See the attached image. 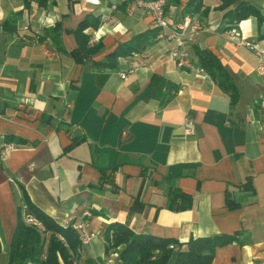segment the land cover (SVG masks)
<instances>
[{
  "label": "crops",
  "instance_id": "obj_1",
  "mask_svg": "<svg viewBox=\"0 0 264 264\" xmlns=\"http://www.w3.org/2000/svg\"><path fill=\"white\" fill-rule=\"evenodd\" d=\"M186 1L168 7L169 25ZM247 1L264 16V0ZM217 5L203 0L202 28L186 45L189 67L175 65L171 40L153 38L102 68L96 63L119 43L157 28L135 0H0V264L23 193L60 225L89 213L93 235L82 260L116 264L103 232L119 222L181 243L239 232V242L216 248L210 264H264V74L254 51L238 44L264 48V20L260 28L254 17L233 26ZM85 18L99 20L85 33L101 49L75 61L53 38L71 51L72 31ZM197 49L220 61L233 87L204 71ZM168 82L178 89L166 91ZM185 118L193 134L183 130ZM7 135L24 143L6 144ZM248 179L252 191L241 185ZM175 189L191 196V207H171Z\"/></svg>",
  "mask_w": 264,
  "mask_h": 264
},
{
  "label": "trees",
  "instance_id": "obj_2",
  "mask_svg": "<svg viewBox=\"0 0 264 264\" xmlns=\"http://www.w3.org/2000/svg\"><path fill=\"white\" fill-rule=\"evenodd\" d=\"M39 6H45L47 0H36ZM181 0H166L164 11L169 6H179ZM216 10H226L224 17L233 26L249 17L257 20L260 28L264 16L257 7L247 0H218ZM205 14L203 0H187L183 9V14ZM99 24L97 18L83 19L74 28L73 35L76 47L67 52L63 47L59 36L53 38L56 50L70 55L75 61H82L90 58L101 49L100 44H90V36L85 33L89 27L95 28ZM4 29L9 28L7 23H2ZM56 25L54 30H58ZM157 28L148 32L133 35L129 40L119 43L106 56V60L96 63L102 68H112L116 65L117 59L140 52L145 46L155 38ZM259 39H264V31L259 34ZM196 54L199 63L204 71L219 84L232 86L231 78L220 61L208 50L197 49ZM167 90L176 91L177 85L167 83ZM170 97L169 92L164 96ZM161 104H164L163 98ZM5 143L14 141L24 143V140L12 135L4 137ZM243 188L252 191L253 186L248 179L243 184ZM226 203L231 206L232 200L226 195ZM192 198L189 194L178 189L171 191L170 205L177 210H184L191 207ZM35 218L42 228L26 222L27 217ZM63 238V241L59 239ZM105 253H109L114 248H119L117 252L116 264H210L215 254L216 248L225 246L234 241L240 240L239 232L232 234L217 233L210 236L190 237L186 242H178L172 238L158 237L148 234H138L130 230L127 226L119 222L109 223L104 232ZM82 244L77 231L72 224L60 225L52 217L44 213L41 209L30 202L23 193L22 204L17 207V220L14 231L10 238L8 247V258L6 264H96L91 259L80 258ZM114 251V250H113Z\"/></svg>",
  "mask_w": 264,
  "mask_h": 264
},
{
  "label": "built area",
  "instance_id": "obj_3",
  "mask_svg": "<svg viewBox=\"0 0 264 264\" xmlns=\"http://www.w3.org/2000/svg\"><path fill=\"white\" fill-rule=\"evenodd\" d=\"M135 2L152 17L154 26L158 28L155 39H169L173 42L170 49V56L175 62V65L179 68L189 67L191 62L186 50V45L194 40V37L202 28L197 15H191L188 13L183 14L178 22L169 25L164 11L166 0H135ZM238 44L254 51L259 62L257 71L260 74H264V48H259L255 42L246 39H240ZM121 76H124V74H121ZM260 103L264 109V100H261ZM183 130L187 134L194 133L193 123L189 118H185L183 122ZM88 215V212H84L83 216L76 223L72 224L73 228L78 233L82 245L86 244L93 235V232L88 230L86 219ZM26 222L35 225L38 228H42V225L31 216L26 218ZM59 239L63 241L61 236H59Z\"/></svg>",
  "mask_w": 264,
  "mask_h": 264
},
{
  "label": "rangeland",
  "instance_id": "obj_4",
  "mask_svg": "<svg viewBox=\"0 0 264 264\" xmlns=\"http://www.w3.org/2000/svg\"><path fill=\"white\" fill-rule=\"evenodd\" d=\"M119 248H120V247H118V248H114V249H112V251L114 250V252H116V251L119 250Z\"/></svg>",
  "mask_w": 264,
  "mask_h": 264
}]
</instances>
